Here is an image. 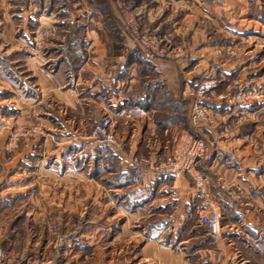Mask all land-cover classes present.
<instances>
[{
  "label": "crops",
  "instance_id": "obj_1",
  "mask_svg": "<svg viewBox=\"0 0 264 264\" xmlns=\"http://www.w3.org/2000/svg\"><path fill=\"white\" fill-rule=\"evenodd\" d=\"M133 8L144 27L176 51L174 56L165 61L138 59L135 52H129L127 57L87 58L70 75L66 68L61 70L67 73L61 76L60 69L51 74L43 68L32 67L39 89L37 101L31 105L22 103L16 111L17 121L39 122L46 135L40 139L41 143H37L39 139L33 141L31 153L16 154L15 162L21 165L28 160L49 161L48 171L54 176L79 179L96 176L87 167L98 156V205L102 209L111 206L112 220L116 213L124 215L121 221L117 217L112 222L118 228L112 233V239L124 236L126 226H133L132 236H137L136 247L126 251L125 264H264V159L260 160L264 140H260L259 148H254L247 132L239 131L240 126L243 129L253 123L255 129L264 130L261 122L264 120V73L259 71L264 57L258 56L262 50L259 44L264 41V22L255 18L252 23L240 26L237 31L244 36L243 44L253 35L256 43L244 45L234 58L219 56L214 44V0H140ZM90 65L95 69L89 70ZM99 66L102 78L98 80ZM88 73L93 75L89 77ZM217 73L222 83L227 82L225 76L244 78L245 87L261 88L262 95L250 102L236 103L229 85L224 84L225 88H216L203 101L211 108L213 121L197 128L209 151L207 159L197 165L207 175L204 189L199 191L190 174H171L163 162L168 155H177L187 147L192 129L177 124L160 125L154 119L156 107L146 104L154 92L157 99L166 91L174 97L177 94L192 98L195 84L202 77ZM150 74L154 79H148ZM54 102L75 115L96 112L114 115L112 130L118 146H110L108 153L112 169H104L108 147L92 142L83 133L86 124L82 121L77 123L74 117L57 121L51 114ZM135 104L144 106L149 115L133 119L115 116L118 109ZM250 118L253 120L243 123ZM38 146L42 150L35 159L30 154H35ZM160 163L164 168H157ZM130 167L135 168L132 173L128 171ZM116 173H122V179L132 180L118 186L100 180ZM216 178L228 182L229 187L225 190L216 187ZM4 190H0V196L7 192ZM247 192L251 193L249 203L245 200ZM210 200L216 202L221 212L217 237L210 236L200 222ZM154 212L158 218L151 221ZM145 218H149L147 223H139ZM116 256L122 257L120 249ZM119 258L112 263L123 264Z\"/></svg>",
  "mask_w": 264,
  "mask_h": 264
},
{
  "label": "rangeland",
  "instance_id": "obj_2",
  "mask_svg": "<svg viewBox=\"0 0 264 264\" xmlns=\"http://www.w3.org/2000/svg\"><path fill=\"white\" fill-rule=\"evenodd\" d=\"M138 1L0 0V190L7 191L0 196V264H113L119 258L116 256L119 249L122 257L118 261L125 264L126 251L136 247L137 236H132L133 226H126L124 236L112 239V233L118 228L111 224L117 217L121 221L124 215L116 213L112 220L111 206L102 209L98 205V156L89 166L86 160L87 168L96 172V176L79 179L54 176L48 171L49 161L28 160L19 165L14 158L16 154L31 153L29 148L33 141L39 139L37 143H41L40 139L46 135L39 122L17 121L16 111L22 103L31 105L37 101L39 89L32 76V67L43 68L51 74L60 69L58 75L67 74L61 72L66 68L70 75L87 58L127 57L129 52H135L138 59L143 58L125 27L126 17L135 18L144 27L133 8ZM214 5L213 41L217 53L237 58L244 45L256 43L253 35L243 44L244 36L241 37L238 31L242 24L252 23L255 18L264 22V0H214ZM91 30L93 34L89 33ZM94 41L96 46L92 44ZM259 45L262 50L258 56L264 57V41ZM168 49L167 55L161 58L164 61L170 60L176 52ZM91 65L89 70L95 69ZM99 68L98 80L102 78ZM259 71L264 73V65ZM91 75L93 73L89 77ZM150 75L148 79H154V75ZM205 79L215 80L216 86L212 91L225 88L224 84L229 85L230 95L236 103L250 102L262 95L261 88L245 87L244 78L243 81L238 77L225 76L227 82L222 83L217 73L204 76L198 82ZM175 97L183 107L184 126L190 127V105L200 98L195 92L192 98H182L177 94ZM51 108V114L57 121L74 117L77 123H85L83 133L97 145L98 140L89 135L94 121L105 114L111 116L112 124L115 121L114 115L102 112L75 115L56 102L51 103ZM252 120L246 119L243 123ZM261 122L264 124V120ZM59 125L55 124L56 127ZM254 125L243 129L240 126L239 131L247 132L252 147L259 148L260 140H264V130L255 129ZM57 133L55 131L54 134ZM40 150L42 147L38 146L36 153L30 156L38 159ZM263 159L262 152L260 160ZM107 160L104 169H112V163ZM110 176L107 174L100 180L115 185L119 179L111 180ZM249 197L251 193L247 192L245 200L248 203ZM155 218H158L157 212L150 219ZM148 219H140L139 223H147ZM203 243L208 244V241Z\"/></svg>",
  "mask_w": 264,
  "mask_h": 264
},
{
  "label": "built area",
  "instance_id": "obj_3",
  "mask_svg": "<svg viewBox=\"0 0 264 264\" xmlns=\"http://www.w3.org/2000/svg\"><path fill=\"white\" fill-rule=\"evenodd\" d=\"M125 27L127 34L134 46L138 48L144 59H161L168 53V48L162 43V39L155 33H151L149 29L143 27L135 18H125ZM214 79H205L196 83L194 86L195 95L200 99H196L190 105V142L187 147L179 154H170L163 161L166 164L167 172L177 175L180 172H187L197 183L199 191L204 189L207 175L201 172L197 165L207 159L209 155L208 145L204 138L200 136L197 128L203 123H210L212 119L211 108L203 104V99L208 98V94L215 88ZM149 111L142 105H131L123 107L115 112V116L119 118L133 119L134 117L148 116ZM90 137L98 140L111 147L118 146L117 138L112 130V118L110 115L98 116L90 129ZM157 168H164L160 163ZM216 187L227 189L228 183L221 179L214 181ZM220 208L214 200L206 203L204 213L200 216V222L206 227L208 233L212 237L220 235ZM148 261V258H145Z\"/></svg>",
  "mask_w": 264,
  "mask_h": 264
},
{
  "label": "trees",
  "instance_id": "obj_4",
  "mask_svg": "<svg viewBox=\"0 0 264 264\" xmlns=\"http://www.w3.org/2000/svg\"><path fill=\"white\" fill-rule=\"evenodd\" d=\"M157 93H152L150 101L146 105H153L156 107L157 112L154 113V119L157 123L160 125H182L184 126V120H183V112H182V104L176 99V97L169 94L168 91L163 92L160 94V98L157 99ZM104 144V143H103ZM105 147H108V150L106 148V155L108 156V159L110 160V156L108 153H110V147L105 144ZM114 164V163H113ZM113 167V165H112ZM134 167H130L128 171H134ZM122 173H116L112 174L110 176L111 180L118 178V182L115 185H124L129 183L128 181L132 180L131 178L122 179L121 178Z\"/></svg>",
  "mask_w": 264,
  "mask_h": 264
}]
</instances>
